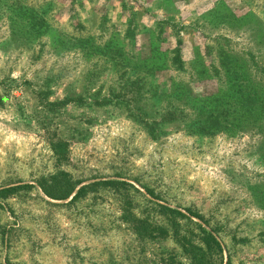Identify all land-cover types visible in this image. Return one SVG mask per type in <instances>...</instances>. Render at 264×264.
<instances>
[{
    "label": "rangeland",
    "instance_id": "obj_1",
    "mask_svg": "<svg viewBox=\"0 0 264 264\" xmlns=\"http://www.w3.org/2000/svg\"><path fill=\"white\" fill-rule=\"evenodd\" d=\"M1 190L0 264H264V0H0Z\"/></svg>",
    "mask_w": 264,
    "mask_h": 264
},
{
    "label": "trees",
    "instance_id": "obj_2",
    "mask_svg": "<svg viewBox=\"0 0 264 264\" xmlns=\"http://www.w3.org/2000/svg\"><path fill=\"white\" fill-rule=\"evenodd\" d=\"M55 147L57 148V145ZM49 181L50 183H48ZM97 183L98 182L92 184L97 185ZM100 184L112 185L115 183L113 181H102ZM90 186L83 185L78 189H76V187L72 186L70 181L67 180L65 174H58L56 176L55 175L51 176L49 179H46L40 183V188L42 192L50 199L62 201L68 199L73 195L70 200V203L72 201L77 200L79 197L85 195L87 188ZM6 190L8 191L9 189ZM5 192H6L5 190H1L0 194H4ZM177 213L180 214L178 211ZM202 233H203L202 241L204 242L205 246L208 247V250L211 251L212 244H215L217 248H220L219 243L215 240L214 236L211 233H208L205 230H203ZM187 246H189L190 249H187ZM183 249L186 253H188L191 256L192 264H201V261L203 260L202 258H204V253H200L202 252L200 248L189 244V245H184Z\"/></svg>",
    "mask_w": 264,
    "mask_h": 264
}]
</instances>
